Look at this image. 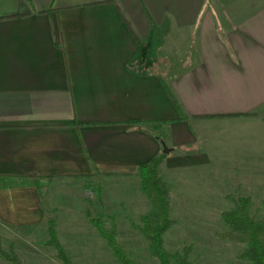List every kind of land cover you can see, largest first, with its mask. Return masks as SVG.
<instances>
[{
    "label": "crops",
    "instance_id": "crops-1",
    "mask_svg": "<svg viewBox=\"0 0 264 264\" xmlns=\"http://www.w3.org/2000/svg\"><path fill=\"white\" fill-rule=\"evenodd\" d=\"M160 155L159 177L264 178V0H0V226Z\"/></svg>",
    "mask_w": 264,
    "mask_h": 264
},
{
    "label": "rangeland",
    "instance_id": "rangeland-1",
    "mask_svg": "<svg viewBox=\"0 0 264 264\" xmlns=\"http://www.w3.org/2000/svg\"><path fill=\"white\" fill-rule=\"evenodd\" d=\"M165 53L172 62V73L180 67L175 60L195 56L189 46L182 47L177 42L167 43L166 50L155 54L164 58ZM160 174L169 189V218L173 221L163 237L168 255L186 256L190 264H251L241 259L246 246L230 239L220 215L234 207L231 198L250 196L251 215L264 220V178L253 179L257 182L250 185H238L213 184V179L210 182L208 178H192L181 170ZM95 181L48 187L43 193L47 212L56 222L59 242L72 264H119L89 224L90 217L101 218L106 230L115 225L117 242L135 264H158L139 230L141 216L150 211L139 177L109 178L97 185ZM48 240L47 224L28 229L0 226V252L16 259L14 263L0 257V264H63L47 245Z\"/></svg>",
    "mask_w": 264,
    "mask_h": 264
},
{
    "label": "trees",
    "instance_id": "trees-1",
    "mask_svg": "<svg viewBox=\"0 0 264 264\" xmlns=\"http://www.w3.org/2000/svg\"><path fill=\"white\" fill-rule=\"evenodd\" d=\"M163 158L164 156L160 155L139 169L140 190L147 196L150 206L149 213L140 218L142 223V227L139 228L140 234L147 241L150 256L156 259L158 264H190L186 256L181 257L179 254L170 256L164 250L163 237L173 225V221L169 218V189L157 174V168ZM231 199L234 207L221 213L222 224L229 230L231 240L245 244L241 259L251 264H264V220L251 215L249 198L239 196ZM89 224L106 242L107 248L119 264H135L117 242L114 224L110 230H106L101 218L98 217H90ZM47 236L49 239L47 245L55 250L57 259L63 264H72L68 252L59 242L56 222L53 219L47 223ZM0 257L16 263L15 258L2 252Z\"/></svg>",
    "mask_w": 264,
    "mask_h": 264
},
{
    "label": "water",
    "instance_id": "water-1",
    "mask_svg": "<svg viewBox=\"0 0 264 264\" xmlns=\"http://www.w3.org/2000/svg\"><path fill=\"white\" fill-rule=\"evenodd\" d=\"M162 148H163V153L164 154H168L169 150L166 148V146L164 144H162Z\"/></svg>",
    "mask_w": 264,
    "mask_h": 264
}]
</instances>
